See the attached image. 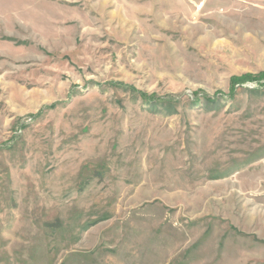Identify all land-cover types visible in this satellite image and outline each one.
Segmentation results:
<instances>
[{
	"label": "rangeland",
	"instance_id": "374dc122",
	"mask_svg": "<svg viewBox=\"0 0 264 264\" xmlns=\"http://www.w3.org/2000/svg\"><path fill=\"white\" fill-rule=\"evenodd\" d=\"M0 264H264V0H0Z\"/></svg>",
	"mask_w": 264,
	"mask_h": 264
}]
</instances>
